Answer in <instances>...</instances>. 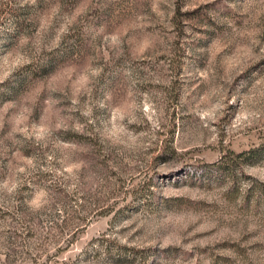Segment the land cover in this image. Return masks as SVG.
Masks as SVG:
<instances>
[{"label": "rangeland", "instance_id": "1", "mask_svg": "<svg viewBox=\"0 0 264 264\" xmlns=\"http://www.w3.org/2000/svg\"><path fill=\"white\" fill-rule=\"evenodd\" d=\"M0 264H264V0H0Z\"/></svg>", "mask_w": 264, "mask_h": 264}, {"label": "trees", "instance_id": "2", "mask_svg": "<svg viewBox=\"0 0 264 264\" xmlns=\"http://www.w3.org/2000/svg\"><path fill=\"white\" fill-rule=\"evenodd\" d=\"M257 150H251V151H248L246 153H242L241 156L239 155L240 158H246L250 155H253V154H256ZM248 159H250L248 157ZM226 171V168L225 167H221L220 164H213L212 167H209V170L206 171V175L207 177H214L215 175H221L223 174L224 172Z\"/></svg>", "mask_w": 264, "mask_h": 264}]
</instances>
